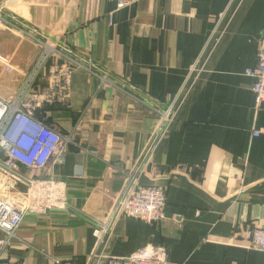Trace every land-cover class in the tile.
I'll list each match as a JSON object with an SVG mask.
<instances>
[{"label":"crops","instance_id":"obj_1","mask_svg":"<svg viewBox=\"0 0 264 264\" xmlns=\"http://www.w3.org/2000/svg\"><path fill=\"white\" fill-rule=\"evenodd\" d=\"M1 6L10 25L37 29L82 66L64 94L52 72L66 59L52 52L29 93L35 117L73 134L76 144L62 162L26 173L63 182L68 208L27 214L0 264H89L97 245L93 220L112 211L125 174L137 168L159 128L154 108L176 101L207 47L214 49L206 71L141 177L143 185L167 189V217L152 224L122 218L106 252L130 256L156 246L169 264H264V252L242 242L248 225L264 228V109L254 107L255 79L246 74L259 61L264 0H138L117 11L108 0H0ZM45 51L0 22V97L22 90ZM254 129L262 133L252 137Z\"/></svg>","mask_w":264,"mask_h":264},{"label":"built area","instance_id":"obj_2","mask_svg":"<svg viewBox=\"0 0 264 264\" xmlns=\"http://www.w3.org/2000/svg\"><path fill=\"white\" fill-rule=\"evenodd\" d=\"M116 3L114 11L130 7L138 0H108ZM0 7V22L7 28L24 34L38 43L46 46V51L40 59V66L24 83L22 90L10 100L0 97V260L5 250L11 247L12 241L18 239L19 227L27 214L46 213L52 209H67L69 202L66 188L58 179H41L27 171L41 170L48 167L51 161L62 162L70 143L76 144L73 134H63L51 125L35 117V103L31 96L33 84L40 70L53 57H63L65 63L53 69L52 76L62 80L59 89L66 94L71 85V74L82 64L73 55L63 53L56 47L47 45L35 28L10 25L2 14ZM219 42V38L216 40ZM213 49L209 47L198 56L196 63L191 66L188 77L183 84L176 101L166 108H154L160 117L159 128L150 140L140 162L134 172L125 174V186L107 217L93 220V234L97 240L95 251L90 256L89 264H101L103 259L107 264H169L164 248L149 246L136 251L130 256L114 257L106 250L114 237L116 225L122 218H137L147 223L162 222L166 219L167 189L163 186H146L141 183L153 164L154 152L160 140L166 135L170 124L176 118L182 104L188 98L201 74L206 71ZM53 52V54H52ZM259 61L254 68L246 71L255 81L252 90L255 93L256 110L264 109V38L258 50ZM261 130L254 129L252 137H258ZM178 169V168H177ZM26 187L25 191L18 190L19 185ZM242 242L246 249H257L264 252V228L247 226L242 232ZM53 264H75L72 260L53 259Z\"/></svg>","mask_w":264,"mask_h":264},{"label":"water","instance_id":"obj_3","mask_svg":"<svg viewBox=\"0 0 264 264\" xmlns=\"http://www.w3.org/2000/svg\"><path fill=\"white\" fill-rule=\"evenodd\" d=\"M3 154H4V151L1 150V151H0V157L3 156Z\"/></svg>","mask_w":264,"mask_h":264},{"label":"rangeland","instance_id":"obj_4","mask_svg":"<svg viewBox=\"0 0 264 264\" xmlns=\"http://www.w3.org/2000/svg\"><path fill=\"white\" fill-rule=\"evenodd\" d=\"M26 78H27V76H26Z\"/></svg>","mask_w":264,"mask_h":264}]
</instances>
